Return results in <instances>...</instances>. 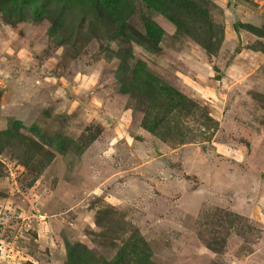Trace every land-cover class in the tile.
I'll return each instance as SVG.
<instances>
[{"label": "rangeland", "instance_id": "obj_1", "mask_svg": "<svg viewBox=\"0 0 264 264\" xmlns=\"http://www.w3.org/2000/svg\"><path fill=\"white\" fill-rule=\"evenodd\" d=\"M21 1L0 264H264V0Z\"/></svg>", "mask_w": 264, "mask_h": 264}, {"label": "trees", "instance_id": "obj_2", "mask_svg": "<svg viewBox=\"0 0 264 264\" xmlns=\"http://www.w3.org/2000/svg\"><path fill=\"white\" fill-rule=\"evenodd\" d=\"M8 1V0H7ZM80 1H83V2H86V0H22L21 2L22 3H27L29 5L32 6L33 9L36 10V8L38 7H41V4L45 3V4H67L70 3V2H80ZM97 2L102 5L103 7L105 8H108L109 6H111L112 4H115L114 5V8H116V6L118 5V0H97ZM195 9L202 12V9L200 7V3L199 1L197 0V3L195 5ZM204 14V13H203ZM197 22H200L201 21V17L197 16ZM152 20H149V21H145L143 23V26L145 28V32L146 34L150 35L151 36V39L154 40V41H157V39L161 37L162 35V29L160 28V26L155 22V20L153 19L152 22H150ZM24 134H19V139L23 138ZM11 137H15L13 136L12 133H10L9 135H7V138H8V141L7 142H4V141H1L0 142V154H2L3 152L6 153V151H8L9 153H7L8 155L11 156L10 153H12V151H15L14 149L16 147H14L15 145L13 144V141L10 139ZM25 140V139H24ZM52 145L56 147V144L52 142ZM18 149L19 151L21 152H24V150L22 149H19V148H16ZM46 157L47 158H51V155L46 153ZM4 167L2 162L0 161V169Z\"/></svg>", "mask_w": 264, "mask_h": 264}, {"label": "built area", "instance_id": "obj_3", "mask_svg": "<svg viewBox=\"0 0 264 264\" xmlns=\"http://www.w3.org/2000/svg\"><path fill=\"white\" fill-rule=\"evenodd\" d=\"M264 13V12H263Z\"/></svg>", "mask_w": 264, "mask_h": 264}]
</instances>
